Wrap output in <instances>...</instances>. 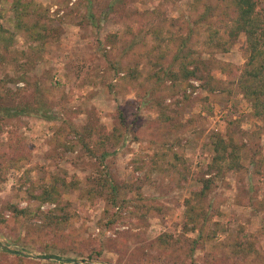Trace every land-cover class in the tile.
Here are the masks:
<instances>
[{"label":"rangeland","instance_id":"rangeland-1","mask_svg":"<svg viewBox=\"0 0 264 264\" xmlns=\"http://www.w3.org/2000/svg\"><path fill=\"white\" fill-rule=\"evenodd\" d=\"M235 15L0 0V264H264V121Z\"/></svg>","mask_w":264,"mask_h":264},{"label":"trees","instance_id":"trees-1","mask_svg":"<svg viewBox=\"0 0 264 264\" xmlns=\"http://www.w3.org/2000/svg\"><path fill=\"white\" fill-rule=\"evenodd\" d=\"M221 2H229L234 11L235 17L232 21L230 35L235 36L243 33L244 50L247 53V59L240 70L238 83L242 89L243 95L251 101L254 114L264 121V17L258 8L256 0H220ZM191 74V73H190ZM11 108H7L10 110ZM17 112H25L30 115L38 113L31 107H16ZM121 122H125L122 119ZM217 159H223L224 156H218ZM91 154V151L88 149ZM107 151L98 155L97 159L102 162L106 158ZM219 158V159H218ZM107 177L102 175L104 184L113 187V178L107 173ZM41 192L35 197L41 202L54 200V192L56 188L47 183L40 186ZM206 188V185L203 187ZM195 220V219H191ZM192 226L194 223H192ZM193 228V227H192Z\"/></svg>","mask_w":264,"mask_h":264}]
</instances>
